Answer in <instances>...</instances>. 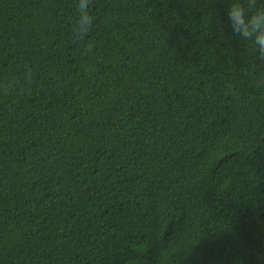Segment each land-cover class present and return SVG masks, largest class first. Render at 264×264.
<instances>
[{
    "label": "trees",
    "instance_id": "16d2710c",
    "mask_svg": "<svg viewBox=\"0 0 264 264\" xmlns=\"http://www.w3.org/2000/svg\"><path fill=\"white\" fill-rule=\"evenodd\" d=\"M77 3L0 0V264H264V60L231 0H90L83 39Z\"/></svg>",
    "mask_w": 264,
    "mask_h": 264
},
{
    "label": "clouds",
    "instance_id": "9594fccd",
    "mask_svg": "<svg viewBox=\"0 0 264 264\" xmlns=\"http://www.w3.org/2000/svg\"><path fill=\"white\" fill-rule=\"evenodd\" d=\"M89 4L90 0H78L76 5L77 16L73 20L72 32L78 39L86 37L92 28ZM226 17L232 33L241 41L251 42L259 58L264 60V0H231ZM91 47L89 44L88 51Z\"/></svg>",
    "mask_w": 264,
    "mask_h": 264
}]
</instances>
